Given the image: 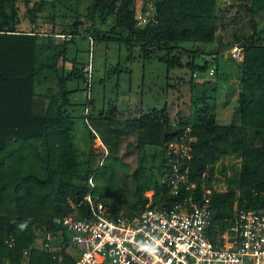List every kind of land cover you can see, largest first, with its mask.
<instances>
[{
    "label": "trees",
    "instance_id": "16d2710c",
    "mask_svg": "<svg viewBox=\"0 0 264 264\" xmlns=\"http://www.w3.org/2000/svg\"><path fill=\"white\" fill-rule=\"evenodd\" d=\"M16 1L0 0V264H20L25 250L29 252L27 264H74L63 247L65 236L62 247L46 252L36 243L37 229L44 225L58 236L60 226L53 218L87 216L88 194L111 214L128 217L141 213L150 202L145 195L148 189L154 191L152 203L171 201L168 177L174 155L166 142L187 125L196 136L187 178L196 182L198 195L202 183L213 187L223 180L225 185L220 189L215 186L210 194L212 229L232 224L238 208L264 209V28L258 29L255 19L264 11V0H250L246 5L252 32L233 35V42L243 49L245 64L236 98L238 122L217 121L213 96L192 99L188 120L179 114L173 123L165 107L129 114L131 117L118 113L116 106L109 108V114L88 111L85 116L93 130L88 133V148L81 149L82 158L73 143V116L64 107L70 103L66 81L85 76L74 67L65 75L57 73V67L63 68L65 63L67 42L80 35L81 23L77 20L69 29L50 32L46 36L50 40L55 33L70 37L61 44L49 41L42 50L37 42L40 31L17 28ZM44 1L28 7L25 0L30 23H37ZM149 1L154 13L141 25L135 0H89L84 16L90 21L93 38L125 41L130 50L137 45L144 59L164 49L166 55L159 58L168 68L186 66L192 76L195 70L206 71L208 61L199 64L194 60L201 50H191L186 62L177 51L188 52L180 45L183 41L207 43L218 37V0ZM109 18L112 24L102 36L96 20L104 24ZM212 52L216 58L218 53ZM46 70L59 87L56 92L38 93L36 87L50 78L43 73ZM97 137L104 147L96 152L90 142ZM134 152L135 163L127 159ZM228 156L239 158L238 168L230 166V173L225 164L218 167Z\"/></svg>",
    "mask_w": 264,
    "mask_h": 264
},
{
    "label": "rangeland",
    "instance_id": "374dc122",
    "mask_svg": "<svg viewBox=\"0 0 264 264\" xmlns=\"http://www.w3.org/2000/svg\"><path fill=\"white\" fill-rule=\"evenodd\" d=\"M38 1L40 0H28V7ZM24 2L25 0L16 1L20 19L17 28L22 31L33 29L40 31L41 35L37 42L42 50L46 49L49 41L61 44L70 37L69 34H66L65 37L53 35L49 37L50 40L46 38V34L53 30L59 32L62 27L69 29L77 20L81 23L78 25L80 35L77 34L72 41L67 42V54L63 68L60 65L62 57L58 58L60 66L57 67L59 75H65L74 67L81 70L82 75L85 76V78L78 76L66 81L70 103L64 107V110L73 116V143L77 147L79 157L82 158L81 149L88 148L86 143L88 133L89 130H93L85 116L88 111L93 114L98 112L109 114V108L116 106L118 113L126 116V114L146 113L165 107L173 123L180 118L179 114L184 121L188 120L192 99L202 101V99H209L213 96L219 123L239 121V116L235 113L237 108V88L235 86L238 85L242 72L237 59L231 52V44L233 43L232 46L239 45L237 42H233V35L243 36L252 32L249 22L251 12L246 9V5L251 3L250 0H218L220 8L218 11V37L213 42L207 43L189 41L180 43L181 46L184 45V48L188 49V52L177 51L181 55L182 61H189L190 51L197 49L202 53L198 51L197 54L195 53V63L209 62L206 71L195 70L193 76L192 71L186 66L168 68L166 62L159 58L166 55L164 49L157 51V56L144 59L141 49L137 45L130 50L129 44L125 41L93 38L90 21L84 16L85 4L89 0H61L60 3H57L56 0H45V7L38 13L36 24L30 23L28 7L24 5ZM134 4L136 13L144 10V5L146 8L151 6V13H154L153 4L149 0L147 2L135 0ZM255 19L258 29H263L264 11L255 15ZM111 22L112 18H109L104 24L96 20V27L102 36L106 35ZM212 51L218 53L216 58ZM211 68L214 69L213 73H210ZM47 71L43 73L49 74L50 78L43 85L36 87L38 93H45L48 89L56 92L59 87L56 78ZM207 79L212 80V83L204 82ZM99 142L97 138L90 142L96 152L104 147ZM135 156L134 152L127 159L135 163ZM222 164H225L227 173H230V166L238 168L239 158L224 157L218 163V167L220 168ZM215 175L220 177L218 172ZM215 186L219 189L224 188V181H216ZM66 235L69 234L66 233ZM57 247L56 250L59 249ZM65 251L69 250L65 249ZM104 264L112 263L106 260Z\"/></svg>",
    "mask_w": 264,
    "mask_h": 264
},
{
    "label": "built area",
    "instance_id": "2783aa9c",
    "mask_svg": "<svg viewBox=\"0 0 264 264\" xmlns=\"http://www.w3.org/2000/svg\"><path fill=\"white\" fill-rule=\"evenodd\" d=\"M151 12L148 6L136 13L138 22L145 24L153 15ZM241 49L235 45L231 52L236 56ZM213 72L211 68L210 73ZM194 141L196 136L187 125L166 142L174 155L169 160L171 201L152 203L154 191L148 189L145 195L150 202L141 213L128 217L111 214L88 194L85 199L89 214L81 218L54 217V223L60 226L58 236L43 225L41 248L54 251L57 246L62 247L60 242L65 236L63 247L69 250L74 264H104L106 260L112 264H264V209L255 212L238 208L232 224L222 230L216 226L212 229L210 194L216 187L202 183V193L198 195L196 182L187 178ZM205 175L203 172L202 177ZM23 252L20 264H27L29 252Z\"/></svg>",
    "mask_w": 264,
    "mask_h": 264
},
{
    "label": "water",
    "instance_id": "95a60500",
    "mask_svg": "<svg viewBox=\"0 0 264 264\" xmlns=\"http://www.w3.org/2000/svg\"><path fill=\"white\" fill-rule=\"evenodd\" d=\"M243 54V49H241V52L238 53L236 56H234L236 59H237V62H238V65L239 67L241 68V70H244L245 69V64H244V61H243V57L239 58V55L240 54ZM48 180V178H47ZM51 191H52V194L54 193V190H53V187L51 186Z\"/></svg>",
    "mask_w": 264,
    "mask_h": 264
},
{
    "label": "crops",
    "instance_id": "0c3cea01",
    "mask_svg": "<svg viewBox=\"0 0 264 264\" xmlns=\"http://www.w3.org/2000/svg\"><path fill=\"white\" fill-rule=\"evenodd\" d=\"M237 89V93H238V91H239V87H240V80H239V82H238V85L236 84V86H235ZM226 108V107H225ZM224 111H226V110H224ZM224 114H225V112H224ZM97 139H99V137H97ZM99 141L101 142V140L99 139ZM99 142V143H100ZM38 231H37V238H36V243L39 241V243H37V244H39L40 246H41V238H40V234L42 233V230H43V228L42 227H40V228H38L37 229Z\"/></svg>",
    "mask_w": 264,
    "mask_h": 264
}]
</instances>
